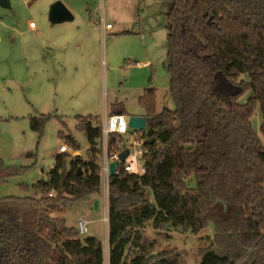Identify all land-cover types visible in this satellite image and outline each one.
Returning a JSON list of instances; mask_svg holds the SVG:
<instances>
[{"label":"trees","instance_id":"obj_1","mask_svg":"<svg viewBox=\"0 0 264 264\" xmlns=\"http://www.w3.org/2000/svg\"><path fill=\"white\" fill-rule=\"evenodd\" d=\"M164 1L174 106L159 110L154 87L139 97L146 171L110 176L109 264H179L172 251L154 253V240H143L149 220L159 230L194 233L213 225L199 264H264V139L252 123L259 107L264 135V0ZM119 110L126 113L123 102L111 105ZM51 117L33 118V129L42 133ZM98 122L78 115L86 158L60 152L32 196L0 199V264H105L100 238H82L79 227L50 213L101 192ZM61 137L81 149L73 135Z\"/></svg>","mask_w":264,"mask_h":264},{"label":"rangeland","instance_id":"obj_2","mask_svg":"<svg viewBox=\"0 0 264 264\" xmlns=\"http://www.w3.org/2000/svg\"><path fill=\"white\" fill-rule=\"evenodd\" d=\"M61 1L73 4V20L53 23L45 5L47 13L41 14L44 0H10L9 7L0 5V159L4 164L0 199L32 196L33 185L49 179L65 142L62 133L73 135L81 145L80 155L87 157L89 141L86 132L76 128L78 115H93L102 122L116 100L123 102L126 114L144 115L139 97L145 88L158 90L159 110L162 95L169 94L164 0ZM103 13L105 23L111 24L106 25L104 40L96 24L88 23L90 17L99 22ZM31 22L38 25L35 33ZM64 24L76 32L80 26L81 34L61 41L62 34L55 28ZM173 106L170 97L168 107ZM42 114L52 117L40 133L33 129L32 119ZM261 122L257 107L252 123L264 139ZM75 151L71 148V156L78 154ZM147 196L153 200L152 194ZM95 199H99L98 209ZM50 213L64 216L68 225L77 228L80 220L86 221L88 230L81 237L100 238L106 250L105 264H109V185L104 173L101 192L93 200ZM213 234V225L194 233L173 226L159 230L151 220L142 229L146 243L154 240V253L170 250L179 264H199L202 249L211 244Z\"/></svg>","mask_w":264,"mask_h":264},{"label":"built area","instance_id":"obj_3","mask_svg":"<svg viewBox=\"0 0 264 264\" xmlns=\"http://www.w3.org/2000/svg\"><path fill=\"white\" fill-rule=\"evenodd\" d=\"M31 27L35 26L34 22L30 23ZM108 27L111 24H107ZM101 130V168L104 173L105 183L109 185L110 164L118 161L116 173L126 171L129 173L143 174L146 171L145 156L149 153L146 145V139L143 134L146 130L132 127L129 125V115L120 112H110L105 115L100 125ZM129 144V145H128ZM126 149L129 153L125 160H121L120 155ZM60 152L71 151L70 146L64 142L59 147ZM134 154V159L128 161V157ZM80 232L86 233L88 230L87 222L80 220Z\"/></svg>","mask_w":264,"mask_h":264},{"label":"water","instance_id":"obj_4","mask_svg":"<svg viewBox=\"0 0 264 264\" xmlns=\"http://www.w3.org/2000/svg\"><path fill=\"white\" fill-rule=\"evenodd\" d=\"M0 5L4 7H9L10 6V0H0ZM49 18L53 23H60V22H65V21H71L74 19V15L71 12V10L63 3L61 0H56L50 5V10H49ZM158 92V90H155ZM159 93V92H158ZM169 94L164 93L161 98V102L163 107L161 108V111L165 110L168 107V102H169ZM118 112L122 113V110H119ZM129 125L132 127H137L143 130L147 129V120L144 115H135L131 114L129 115ZM129 153V150L126 149L123 151L120 155L121 160H125ZM118 164V161H114L110 164V176H114L116 174V166ZM81 172V168L79 169ZM94 208L98 209L99 208V199L94 200Z\"/></svg>","mask_w":264,"mask_h":264},{"label":"crops","instance_id":"obj_5","mask_svg":"<svg viewBox=\"0 0 264 264\" xmlns=\"http://www.w3.org/2000/svg\"><path fill=\"white\" fill-rule=\"evenodd\" d=\"M56 0H44V2H43V4H42V6L40 7V8H42L41 9V14L42 15H44V14H46L47 13V11L49 12V10H50V5L53 3V2H55ZM72 3L71 2H69V1H67V3H66V6L71 10V12L72 13H74V11H73V4L71 5ZM44 5L46 6V10H44L45 9V7H44ZM102 11H104L103 9H102ZM75 14V13H74ZM93 23V24H96V28H97V31H98V34H99V36L104 40V38L106 37V32H107V23H105L106 22V16H105V14L103 13L102 15H101V18H100V20H99V22L98 21H96L95 19H94V17H90V20L88 19V23ZM60 23H63V22H60ZM31 29V31L32 32H36L37 31V29H38V25L36 24L34 27H31L30 28ZM75 29H77L78 31L76 32V31H74L73 29H72V26L71 25H66V24H64V25H61V26H57L56 28H55V30L56 31H58V34L60 35V34H62V36H60V37H62V39H61V41H63V42H65L67 39H69V38H77L78 36H79V34H81V32H82V30H81V27L80 26H77V28H75ZM67 36H69V37H67ZM142 94H143V92H142ZM170 97V96H169ZM118 100H116V101H114V102H112V104L113 103H115V102H117ZM111 104V105H112ZM76 153H78V154H80L81 152H80V150H76L75 151ZM82 155V154H81ZM105 249V248H104ZM106 251V250H105ZM109 253H110V248H109ZM105 257H106V252H105Z\"/></svg>","mask_w":264,"mask_h":264}]
</instances>
